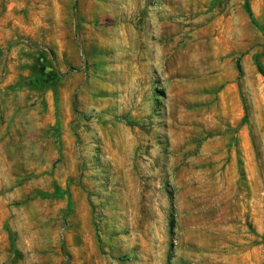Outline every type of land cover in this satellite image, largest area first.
Segmentation results:
<instances>
[{
	"label": "rangeland",
	"instance_id": "1",
	"mask_svg": "<svg viewBox=\"0 0 264 264\" xmlns=\"http://www.w3.org/2000/svg\"><path fill=\"white\" fill-rule=\"evenodd\" d=\"M245 4L0 0V264H264Z\"/></svg>",
	"mask_w": 264,
	"mask_h": 264
},
{
	"label": "trees",
	"instance_id": "2",
	"mask_svg": "<svg viewBox=\"0 0 264 264\" xmlns=\"http://www.w3.org/2000/svg\"><path fill=\"white\" fill-rule=\"evenodd\" d=\"M245 8H246V11L251 19V21L256 24V20H255V17H254V12L249 4V0H246V4H245ZM262 54H259V55H256L255 56V62L257 64V67H258V70L259 72L264 76V66L263 64L261 63L260 61V58H261ZM37 65L39 67V72H40V75L39 77H36V78H30L27 80V83L30 84V85H37L41 82H48L50 79H54L55 76L48 73L45 69V64L42 62V60H38L37 61ZM246 118V116L244 117V119ZM243 119V121H244Z\"/></svg>",
	"mask_w": 264,
	"mask_h": 264
}]
</instances>
